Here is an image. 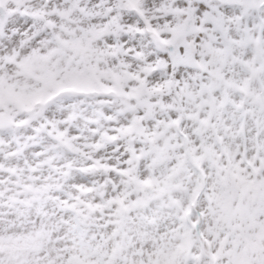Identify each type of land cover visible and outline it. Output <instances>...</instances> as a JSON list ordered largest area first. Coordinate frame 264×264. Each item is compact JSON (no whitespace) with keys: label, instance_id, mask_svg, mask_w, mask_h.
<instances>
[{"label":"snow or ice","instance_id":"1","mask_svg":"<svg viewBox=\"0 0 264 264\" xmlns=\"http://www.w3.org/2000/svg\"><path fill=\"white\" fill-rule=\"evenodd\" d=\"M0 264H264V0H0Z\"/></svg>","mask_w":264,"mask_h":264}]
</instances>
